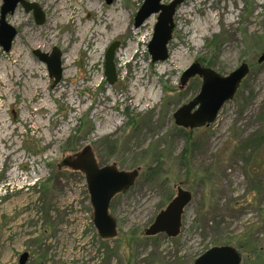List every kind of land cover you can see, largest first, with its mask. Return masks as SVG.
Instances as JSON below:
<instances>
[{"label":"rangeland","instance_id":"374dc122","mask_svg":"<svg viewBox=\"0 0 264 264\" xmlns=\"http://www.w3.org/2000/svg\"><path fill=\"white\" fill-rule=\"evenodd\" d=\"M24 1L38 5L44 22L18 5L6 17L17 32L11 49L0 47V264H18L23 253L25 264H193L219 246L235 248L241 264H264V0H184L168 58L155 63L148 45L158 14L134 27L144 0H87L109 19L120 7L118 30L94 26L99 41L75 51L64 45L74 36L71 23L50 38L52 7ZM84 4L79 24L95 17ZM115 41L109 84L104 54ZM53 48L62 68L55 85L33 54ZM197 60L221 76L241 64L249 73L212 123L182 129L174 113L197 96L201 79L180 88V77ZM85 147L101 166L138 170L134 185L111 202L113 239L97 234L83 173L63 165ZM179 186L192 199L178 235L145 236ZM250 247L262 252L252 255Z\"/></svg>","mask_w":264,"mask_h":264},{"label":"water","instance_id":"95a60500","mask_svg":"<svg viewBox=\"0 0 264 264\" xmlns=\"http://www.w3.org/2000/svg\"><path fill=\"white\" fill-rule=\"evenodd\" d=\"M112 0H106L109 4ZM184 0H172L168 5L162 4V0H144L141 8L134 18V27H140L152 14L157 13V22L154 27L152 40L148 45V53L153 63L164 61L168 58V44L172 40L174 29L173 17L177 7ZM21 6L26 13L31 12L37 25L44 22V14L38 5L24 0H2L0 8V47L8 52L17 35L16 30L6 23L7 15H12L17 6ZM119 42L109 45L104 54V74L109 84L116 79L113 57ZM33 54L40 62L45 63L53 85L61 79V53L53 48L49 54L34 50ZM264 60V54L259 61ZM249 68L241 64L236 70L227 76H221L199 62L192 63L180 77V88L195 77L201 79V87L192 102L181 106L174 113L175 125L182 129H199L212 123L225 102L231 100L240 82L248 74ZM63 165L71 169L80 170L85 178L86 188L89 195V203L92 208V222L98 236L102 240L116 237L117 224L110 214L112 200L129 188L136 178L138 170L123 171L115 165L101 166L97 163L90 147H85L73 159H67ZM176 196L154 218L151 225L145 229L147 237L165 234L168 237L178 235L181 216L184 207L191 201V193L182 187H177ZM27 253L19 257L18 264H25ZM240 253L230 246L213 247L198 257L193 264H241Z\"/></svg>","mask_w":264,"mask_h":264},{"label":"bare ground","instance_id":"6f19581e","mask_svg":"<svg viewBox=\"0 0 264 264\" xmlns=\"http://www.w3.org/2000/svg\"><path fill=\"white\" fill-rule=\"evenodd\" d=\"M45 1L47 4V7H50V6L52 7V20L48 28L49 37L53 34L55 28L58 27V25L71 23L74 36L72 37L71 35L72 37L71 40L64 42V45H66L67 47L70 46V48H72L73 51L80 49L84 45H89L90 43L94 47V45L99 41L97 37L98 35L95 34L94 32H91L94 26H96L97 29H100L101 27H104V28L110 27L109 28L110 31L118 30L116 29L117 27L116 23L118 22L117 18L120 16V13H121V8L118 6H114L112 8L113 15L111 19H109L104 13L103 8H99L98 10H96L91 5L93 1H91L90 3H87L88 2L87 0H45ZM84 2H85L84 7L88 9L89 11L95 9L94 10L95 17L93 18L94 21L86 20V21H83L81 24H79L78 21L80 20V16L78 12L80 11V6ZM134 35L137 36V38L139 39L141 38L140 35H143V33H136ZM128 51H129V47L126 49L124 53L127 54ZM13 54H14V56L12 57L13 60H12V63L11 62L10 63H11V66H14L15 69H18L20 68L19 63H18L19 54L16 51L13 52ZM0 65H1V62H0ZM22 75H24V73ZM17 81L18 79L15 78L14 82H17ZM5 88H7V86ZM10 92H11V89L10 90L8 88L5 89V93H10ZM0 95H4V92L0 91ZM142 99H145L146 101L148 100L147 97L142 98ZM2 105H0V108L3 107Z\"/></svg>","mask_w":264,"mask_h":264},{"label":"trees","instance_id":"16d2710c","mask_svg":"<svg viewBox=\"0 0 264 264\" xmlns=\"http://www.w3.org/2000/svg\"><path fill=\"white\" fill-rule=\"evenodd\" d=\"M197 62H199L202 66H205L204 65V61H202V60H197ZM205 67H208V64H207V66H205ZM184 137H185V139H186V142H191V138H190V135L189 134H184ZM183 155H185V153H183ZM182 156V155H181ZM183 157V156H182ZM185 157V156H184ZM111 206V205H110ZM251 248V252H252V255H254V254H260L262 251H261V248H252V247H250Z\"/></svg>","mask_w":264,"mask_h":264},{"label":"flooded vegetation","instance_id":"af4514ba","mask_svg":"<svg viewBox=\"0 0 264 264\" xmlns=\"http://www.w3.org/2000/svg\"><path fill=\"white\" fill-rule=\"evenodd\" d=\"M188 83V82H187ZM182 88H184V86L182 87ZM241 255V254H240ZM241 258H242V255H241ZM242 260H243V258H242Z\"/></svg>","mask_w":264,"mask_h":264}]
</instances>
